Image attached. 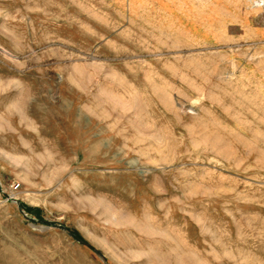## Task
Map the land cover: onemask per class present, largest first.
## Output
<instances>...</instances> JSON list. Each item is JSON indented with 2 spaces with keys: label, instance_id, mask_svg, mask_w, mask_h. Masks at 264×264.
I'll list each match as a JSON object with an SVG mask.
<instances>
[{
  "label": "rangeland",
  "instance_id": "obj_1",
  "mask_svg": "<svg viewBox=\"0 0 264 264\" xmlns=\"http://www.w3.org/2000/svg\"><path fill=\"white\" fill-rule=\"evenodd\" d=\"M0 264H264V0H0Z\"/></svg>",
  "mask_w": 264,
  "mask_h": 264
},
{
  "label": "trees",
  "instance_id": "obj_2",
  "mask_svg": "<svg viewBox=\"0 0 264 264\" xmlns=\"http://www.w3.org/2000/svg\"><path fill=\"white\" fill-rule=\"evenodd\" d=\"M70 234L75 238L77 239L78 241L82 242V243H85V241L83 240V238L80 236V234L75 231V230H71L70 231Z\"/></svg>",
  "mask_w": 264,
  "mask_h": 264
}]
</instances>
